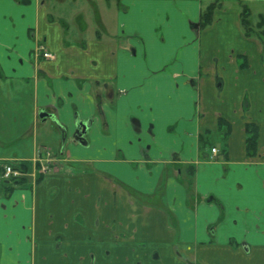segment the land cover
Segmentation results:
<instances>
[{
  "label": "crops",
  "instance_id": "obj_1",
  "mask_svg": "<svg viewBox=\"0 0 264 264\" xmlns=\"http://www.w3.org/2000/svg\"><path fill=\"white\" fill-rule=\"evenodd\" d=\"M214 1L117 0L85 37L0 0V264H264V43L240 22L264 0H221L200 31ZM46 149L62 168L43 175Z\"/></svg>",
  "mask_w": 264,
  "mask_h": 264
},
{
  "label": "trees",
  "instance_id": "obj_2",
  "mask_svg": "<svg viewBox=\"0 0 264 264\" xmlns=\"http://www.w3.org/2000/svg\"><path fill=\"white\" fill-rule=\"evenodd\" d=\"M30 0H23L24 3L29 2ZM241 5V14H240V22L243 28L244 34L246 37H257L264 43V14L259 15V22L257 23L256 27H253L250 22L251 17V10L250 8L240 2ZM223 4L221 0H216L210 4H208L205 8L202 9L200 14V21H199V29L203 31L210 27L215 19V14L217 10L222 9ZM243 56H239L238 60L243 61ZM241 67H245V64H241ZM223 127H226V132L223 136V140L226 141V138L230 134L231 126L225 120L220 119L218 124V129L222 130ZM211 135V131L206 129L202 132L199 146L201 149L205 148L206 146H213V143L209 141V136ZM246 149L247 154L249 157H254L257 155L258 150V139H259V128L255 124H247L246 126ZM4 171V169H3ZM194 176V170L191 168L188 172V180L187 186L189 189L192 187V179ZM17 182V184H23L24 178L19 180H11Z\"/></svg>",
  "mask_w": 264,
  "mask_h": 264
},
{
  "label": "rangeland",
  "instance_id": "obj_3",
  "mask_svg": "<svg viewBox=\"0 0 264 264\" xmlns=\"http://www.w3.org/2000/svg\"><path fill=\"white\" fill-rule=\"evenodd\" d=\"M49 8L53 10L56 17L61 18L68 23V28L70 30L69 35L73 33H78L82 30L80 21L87 19L88 28L84 36H91L95 33V30H99L97 25L100 27L99 23V11H97V6L99 8L117 7V0H95L97 6L92 4L91 0H44ZM107 5V6H106ZM109 10L108 8H106ZM95 11V12H94ZM264 14V4L254 5L252 7V14L250 17V22L253 27H256L259 22V14ZM216 19V16H215ZM244 34V31H243ZM224 41V40H223ZM54 152H57L56 149Z\"/></svg>",
  "mask_w": 264,
  "mask_h": 264
},
{
  "label": "built area",
  "instance_id": "obj_4",
  "mask_svg": "<svg viewBox=\"0 0 264 264\" xmlns=\"http://www.w3.org/2000/svg\"><path fill=\"white\" fill-rule=\"evenodd\" d=\"M34 56H41L46 60L54 59V54L47 49L45 44H40L36 48ZM218 154L219 150L217 148H213L212 155L216 157ZM36 162L39 164L40 172L43 175L54 171L58 172L62 168V160L55 157L50 149H46L45 157L38 158ZM3 169V178L5 180H19L26 176V172L22 168L16 167L13 164H6Z\"/></svg>",
  "mask_w": 264,
  "mask_h": 264
},
{
  "label": "water",
  "instance_id": "obj_5",
  "mask_svg": "<svg viewBox=\"0 0 264 264\" xmlns=\"http://www.w3.org/2000/svg\"><path fill=\"white\" fill-rule=\"evenodd\" d=\"M46 116V115H43V117ZM88 126L84 123H79L78 126H77V131L74 135V140H77V141H80V142H83L85 140V136L87 134L86 130H87ZM85 143V141H84Z\"/></svg>",
  "mask_w": 264,
  "mask_h": 264
}]
</instances>
